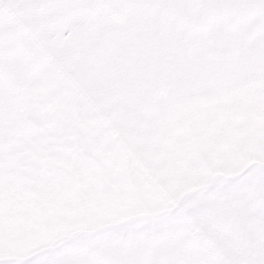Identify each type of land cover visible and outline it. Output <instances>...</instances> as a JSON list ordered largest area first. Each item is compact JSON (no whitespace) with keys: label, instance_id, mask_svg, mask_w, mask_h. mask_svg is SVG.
Segmentation results:
<instances>
[{"label":"snow or ice","instance_id":"obj_1","mask_svg":"<svg viewBox=\"0 0 264 264\" xmlns=\"http://www.w3.org/2000/svg\"><path fill=\"white\" fill-rule=\"evenodd\" d=\"M0 264H264V0H0Z\"/></svg>","mask_w":264,"mask_h":264}]
</instances>
